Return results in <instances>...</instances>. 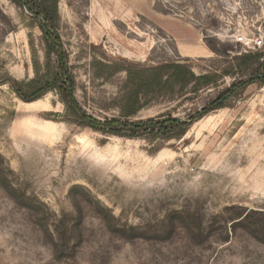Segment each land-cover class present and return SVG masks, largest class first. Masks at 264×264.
<instances>
[{
    "label": "rangeland",
    "instance_id": "obj_1",
    "mask_svg": "<svg viewBox=\"0 0 264 264\" xmlns=\"http://www.w3.org/2000/svg\"><path fill=\"white\" fill-rule=\"evenodd\" d=\"M57 11L75 98L100 121L121 118L120 67L228 70L242 37L264 41V0H57ZM37 19L0 0V264H264V83L177 138L105 135L66 116L56 91L25 102L11 89L34 65L56 73ZM235 79L154 99L144 90L121 119H187Z\"/></svg>",
    "mask_w": 264,
    "mask_h": 264
},
{
    "label": "trees",
    "instance_id": "obj_2",
    "mask_svg": "<svg viewBox=\"0 0 264 264\" xmlns=\"http://www.w3.org/2000/svg\"><path fill=\"white\" fill-rule=\"evenodd\" d=\"M19 6L29 8L38 20L37 25L43 34L48 52L53 53L56 58V73L50 71L48 63L45 71L39 73L36 65L33 66L34 76L24 81L11 80L10 86L13 92L22 101L30 102L40 98L48 91H56L59 100L64 106L65 115L82 126L99 131L105 135L134 138L140 134L159 130L166 138L180 137L189 126L202 118L212 109L221 107L222 102L237 91H242L249 84L257 81L264 83V48L255 52H244L234 55L233 64L228 70H213L206 73L195 74L190 66L177 61L165 62L155 66L147 67L135 75L130 69L120 67L126 71L125 89L127 94L123 103L119 106L121 118L134 115L140 108L142 91L151 94L152 99L159 96L161 90L169 88L173 92L174 87L181 89L187 85L192 86L195 93L198 90L215 85L223 76H239L233 81L228 90L213 101L215 107L203 106L193 116L187 119L164 118L149 119L145 121H122L121 118H105L100 121L88 115L75 98V82L69 72L67 52L63 49L59 35L56 31L58 19L57 0H13ZM206 46L213 52L218 53L208 42ZM220 54V53H218ZM118 70V69H116ZM47 120V119H46Z\"/></svg>",
    "mask_w": 264,
    "mask_h": 264
},
{
    "label": "built area",
    "instance_id": "obj_3",
    "mask_svg": "<svg viewBox=\"0 0 264 264\" xmlns=\"http://www.w3.org/2000/svg\"><path fill=\"white\" fill-rule=\"evenodd\" d=\"M240 42L244 48V51L246 52L264 48V41L261 36H258V37L244 36L242 37V39H240Z\"/></svg>",
    "mask_w": 264,
    "mask_h": 264
},
{
    "label": "bare ground",
    "instance_id": "obj_4",
    "mask_svg": "<svg viewBox=\"0 0 264 264\" xmlns=\"http://www.w3.org/2000/svg\"><path fill=\"white\" fill-rule=\"evenodd\" d=\"M27 107H29V106H27ZM45 123H48V124H50L51 123V121H49V120H45ZM21 124V123H20ZM27 125V124H26ZM25 125V126H26ZM17 127V124L15 123L14 125H13V129H15ZM28 128L29 129H31V130H33L32 132H34V133H36V135H39L40 136V134H45V131H44V129H45V125L44 124H30L29 126H28ZM35 130V131H34Z\"/></svg>",
    "mask_w": 264,
    "mask_h": 264
},
{
    "label": "crops",
    "instance_id": "obj_5",
    "mask_svg": "<svg viewBox=\"0 0 264 264\" xmlns=\"http://www.w3.org/2000/svg\"><path fill=\"white\" fill-rule=\"evenodd\" d=\"M202 52H203V53H202ZM206 52H207V49L203 47V48L201 49V53H202V54H205Z\"/></svg>",
    "mask_w": 264,
    "mask_h": 264
}]
</instances>
